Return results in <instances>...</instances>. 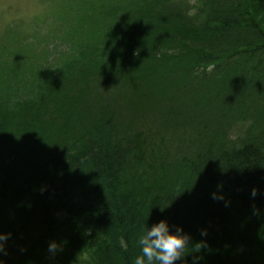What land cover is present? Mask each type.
<instances>
[{"label": "trees", "instance_id": "trees-1", "mask_svg": "<svg viewBox=\"0 0 264 264\" xmlns=\"http://www.w3.org/2000/svg\"><path fill=\"white\" fill-rule=\"evenodd\" d=\"M61 1L64 63L0 39V264H132L161 220L175 264H264V0Z\"/></svg>", "mask_w": 264, "mask_h": 264}, {"label": "rangeland", "instance_id": "rangeland-1", "mask_svg": "<svg viewBox=\"0 0 264 264\" xmlns=\"http://www.w3.org/2000/svg\"><path fill=\"white\" fill-rule=\"evenodd\" d=\"M67 5L61 0H0V39H4L1 43L8 47L10 42L7 39H10L28 48L25 42L29 41V37H38L39 40L43 38L46 42L44 44L39 42L37 46L40 54L38 56L34 54L33 59L29 61L34 65L46 63L47 66L64 63L66 56L74 55L72 44L75 37L72 35L75 34H72L71 30L76 27L77 18L82 13L81 10L73 11L71 6L67 8ZM10 24L14 26H8ZM18 33L26 37L19 40ZM68 44L69 49L66 47ZM1 49L0 57L9 52L8 48ZM130 239L133 242L131 259L134 264L141 249L136 240L131 236ZM100 251L96 249L95 255Z\"/></svg>", "mask_w": 264, "mask_h": 264}, {"label": "clouds", "instance_id": "clouds-1", "mask_svg": "<svg viewBox=\"0 0 264 264\" xmlns=\"http://www.w3.org/2000/svg\"><path fill=\"white\" fill-rule=\"evenodd\" d=\"M252 195H256V189H252ZM213 198H216L213 193ZM206 232L202 230V235ZM6 237L0 235V249L3 248V242ZM141 252L135 258L134 264H175L180 260L189 249L190 237L183 233L179 226L175 232L169 231L168 224L161 220L147 229L138 240ZM202 245L197 244L195 249L198 250ZM56 242H50L49 252L58 251Z\"/></svg>", "mask_w": 264, "mask_h": 264}]
</instances>
